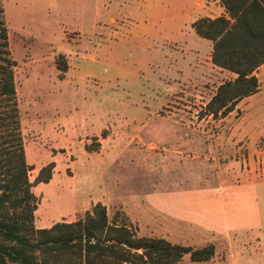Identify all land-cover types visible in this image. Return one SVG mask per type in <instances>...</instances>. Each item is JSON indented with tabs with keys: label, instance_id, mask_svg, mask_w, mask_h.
Segmentation results:
<instances>
[{
	"label": "rangeland",
	"instance_id": "374dc122",
	"mask_svg": "<svg viewBox=\"0 0 264 264\" xmlns=\"http://www.w3.org/2000/svg\"><path fill=\"white\" fill-rule=\"evenodd\" d=\"M194 1L3 0L36 227L43 219L44 227L76 221L101 202L139 236L194 249L213 244L214 260L225 259L226 237L161 208L202 209L208 188L190 174L218 172L207 149L228 150L222 160L254 154L264 174V93L231 115L206 113L218 87L237 74L215 65L213 42L195 33ZM97 139L100 149L88 151ZM52 162L51 180L36 182ZM244 190L232 211L250 221L256 198ZM258 199L264 217L262 186ZM191 260L187 254L180 263Z\"/></svg>",
	"mask_w": 264,
	"mask_h": 264
},
{
	"label": "trees",
	"instance_id": "16d2710c",
	"mask_svg": "<svg viewBox=\"0 0 264 264\" xmlns=\"http://www.w3.org/2000/svg\"><path fill=\"white\" fill-rule=\"evenodd\" d=\"M226 14L201 17L193 27L213 42L215 65L237 74L224 81L207 104L206 113L227 116L245 97L259 90L256 70L264 64V0H221ZM8 26L0 0V264H180L214 257L215 246L194 249L162 237L139 236L113 219L98 202L84 217L60 221L51 227L35 226L38 198L29 178L15 82L16 61L9 49ZM86 145L98 151L101 143ZM54 162L43 167L36 182L48 183Z\"/></svg>",
	"mask_w": 264,
	"mask_h": 264
},
{
	"label": "crops",
	"instance_id": "0c3cea01",
	"mask_svg": "<svg viewBox=\"0 0 264 264\" xmlns=\"http://www.w3.org/2000/svg\"><path fill=\"white\" fill-rule=\"evenodd\" d=\"M215 2L219 3V9L218 11L216 10L219 13L217 16L226 14L225 7L222 5V3H220L221 0H195L194 4L198 8V10L195 12L197 13L196 16L198 17H195L194 21L205 16L212 18L216 17L215 15L211 14L212 9H214V7L216 6ZM210 49H212L211 44ZM225 71L229 70L225 69ZM263 72L264 64H262L255 72L259 79L260 91L248 97H245L241 101H245L253 96L258 97L259 95L264 93ZM234 75L236 74L234 73ZM231 113L228 115H231ZM245 133L247 132L245 131L240 136V139L238 141L239 147L241 141L243 140L241 139V137L244 138ZM226 143L228 147L232 144L229 141ZM211 148L213 149V147ZM207 152L208 154H211V157H213L212 159L214 162H216V164L218 163V161L220 162L219 170H217V168L215 170L218 172L212 171L204 175L199 174V176H196V173L190 174V176L194 175L196 181H199L198 186H205L206 188H208L206 189L208 191L207 200L205 201L206 206L204 205L200 207L202 208L201 210H198V207H194L197 209L196 211H192V208L184 210L177 209L171 206H162L163 208L161 209L165 211L164 213H168L173 215L174 217L186 219L194 223L195 226L203 230L204 233L210 237L224 236L227 238L225 259L214 260V258H212L211 260L198 262L191 260V264H244L245 262H253V264H264V217L262 214L261 205L260 203H258V188L261 186L264 187V174L256 170L257 168L255 155L250 154L248 158L246 157L244 159H240L237 156H230L229 160H222V155L227 156L226 153H229L228 150L225 151V153L220 152L219 154L215 152L210 153V149H207ZM263 163L264 158L262 159V164ZM230 170H234L235 172L228 173L227 171ZM245 188H248L250 191L254 192V196L256 198V214H254L253 218L250 221H245L243 214H240L239 212L234 213L232 211V208L234 207L233 204L236 208H238L239 201L243 202V191H245ZM229 191H231L230 193H233V195L231 196V204H228V198L226 197V194ZM233 198L235 199L234 201ZM240 215H242V217ZM46 223L48 222L45 219L41 220V227H44ZM231 232L238 233V236H243V239L239 240L238 236L232 237V242V238L230 237ZM211 243H214V241H212Z\"/></svg>",
	"mask_w": 264,
	"mask_h": 264
}]
</instances>
